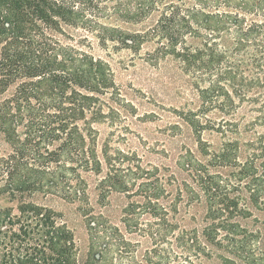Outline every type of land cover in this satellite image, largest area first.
<instances>
[{
    "label": "trees",
    "instance_id": "obj_1",
    "mask_svg": "<svg viewBox=\"0 0 264 264\" xmlns=\"http://www.w3.org/2000/svg\"><path fill=\"white\" fill-rule=\"evenodd\" d=\"M157 13L145 31L141 23ZM99 45L171 56L201 104L182 111L204 159L188 150L178 181L169 167L144 163L112 136L136 108ZM218 110L219 120L207 117ZM245 110L251 115L239 118ZM98 123L113 130L98 147ZM264 0H0V264H79V243L62 211L35 196L78 202L89 220L85 264H264V232L245 225L264 210ZM205 130L223 137L213 149ZM248 135L249 137H245ZM120 136V135H119ZM121 137V136H120ZM101 175L102 199L129 198L122 222L149 237L142 259L122 231L89 213L85 173ZM177 185L176 192L171 188ZM205 205L201 229L178 221L184 198ZM145 216L147 218L145 219Z\"/></svg>",
    "mask_w": 264,
    "mask_h": 264
},
{
    "label": "rangeland",
    "instance_id": "obj_2",
    "mask_svg": "<svg viewBox=\"0 0 264 264\" xmlns=\"http://www.w3.org/2000/svg\"><path fill=\"white\" fill-rule=\"evenodd\" d=\"M158 18L157 13L141 23L125 24L129 31H145L153 26ZM155 40H145L139 49L131 47H115L111 42L107 46L99 45L94 39L92 52L95 56L105 59L114 71L116 81L121 85L123 93L136 108L135 112L126 110V119L110 139L113 146L136 151L143 157L144 163L160 164L169 167L182 181L187 173L180 164L181 155L191 150L200 158L204 156L198 150L196 136L191 126L182 117V111L196 109L200 104V96L191 79L183 74L177 62L167 56L158 62L152 61L148 52L153 51ZM222 113L218 110L208 112L207 117L219 120ZM251 119L245 110L239 118ZM98 147L102 148L106 139L114 129L110 123H98ZM264 127L259 128V130ZM121 137H120V136ZM202 137L211 148L220 147L223 137L220 133L205 130ZM249 137L248 135L245 136ZM9 150V145L0 135V153ZM88 183L89 213L102 215L108 223L117 226L126 239L134 246L135 255L142 259L146 250L152 247L149 237L127 231L122 222L123 210L129 202L125 193L113 191L102 199L98 188L101 175L94 172L85 173ZM177 185L171 188L176 192ZM38 202L45 203L64 213L70 227L74 230L79 243V264H85L89 255L90 229L88 219L79 208L78 202H69L57 196H35ZM0 204L10 205L6 199L0 198ZM178 221L183 227L201 229L204 225L205 205L190 202L185 196L178 204ZM253 215L242 222L249 227H256L264 232V210L252 207ZM147 216H145V219ZM205 264H218L216 257L204 258Z\"/></svg>",
    "mask_w": 264,
    "mask_h": 264
}]
</instances>
